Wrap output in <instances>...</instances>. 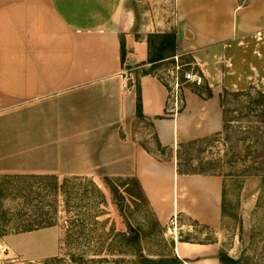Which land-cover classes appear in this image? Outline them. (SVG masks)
Masks as SVG:
<instances>
[{
  "label": "crops",
  "instance_id": "crops-1",
  "mask_svg": "<svg viewBox=\"0 0 264 264\" xmlns=\"http://www.w3.org/2000/svg\"><path fill=\"white\" fill-rule=\"evenodd\" d=\"M172 3V19L153 26L143 19L137 24L127 0H0V176L134 177L161 225L184 215L218 228L222 177L182 171L178 155L185 145L223 129L220 91L211 88L206 96L181 85L175 105L174 90L170 94L155 70L140 69L149 66V34L174 31L173 60L191 55L200 62L207 52L260 34L264 0ZM136 84L144 120L166 157L127 132L136 119ZM49 231L1 239L21 253L26 250L17 239L44 233L53 240ZM173 249L192 264H218L215 243L176 240Z\"/></svg>",
  "mask_w": 264,
  "mask_h": 264
},
{
  "label": "rangeland",
  "instance_id": "rangeland-1",
  "mask_svg": "<svg viewBox=\"0 0 264 264\" xmlns=\"http://www.w3.org/2000/svg\"><path fill=\"white\" fill-rule=\"evenodd\" d=\"M172 2L127 0L138 17L136 23L143 19L153 26L172 19ZM203 58L204 62L191 55L179 61L165 60L155 73L170 94L177 63L182 64L180 86L203 95L211 88L220 91L223 129L185 145L179 152L182 171L222 177L218 228L184 215L161 225L135 182L125 175H57L60 188L54 192L47 190L54 185L53 180L40 183L1 175L0 264H192L194 260L177 256L173 249L176 240L215 243L218 264L220 256L229 257V264H264V31L235 39ZM186 72L195 79L187 81ZM127 132L158 156H168V151L156 146L149 121L136 118ZM64 178L68 180L63 182ZM28 188L33 190L29 197ZM40 208L51 214L54 224L48 227L54 239L34 233L17 239V245L26 251L15 252L1 236L17 234L13 230L32 222Z\"/></svg>",
  "mask_w": 264,
  "mask_h": 264
},
{
  "label": "trees",
  "instance_id": "trees-1",
  "mask_svg": "<svg viewBox=\"0 0 264 264\" xmlns=\"http://www.w3.org/2000/svg\"><path fill=\"white\" fill-rule=\"evenodd\" d=\"M237 4L238 5H245L246 1L241 2V1L237 0ZM147 42H148L150 54H149V57H148V60L146 63H148L149 66L147 68H141L146 63H141L138 65H135L136 68H138V67L141 68L140 69L141 74H148V73L154 72V70L158 67L159 63H161L162 61H165V60L173 59V57L176 55V35H175L174 31L167 32V33L149 34L147 36ZM125 55H126V48H125L124 41L122 39V43H121V60H122V63H124V61H125ZM186 62H188V61H186ZM136 87H137L136 118L137 119H144V116H143L142 110H141V95H140V89H139L138 84H136ZM194 91H196V90H194ZM196 92L199 93L198 91H196ZM210 95H211V91H208L206 93V96H210ZM220 98H221V95H220ZM220 102H221V99H220ZM221 105H222V103H221ZM197 141L198 140H195L192 143H195ZM155 144L158 147V149H161V147L158 144V142L156 141V139H155ZM178 160H179V155H178ZM178 164H179V162H178ZM178 167H179V165H178ZM179 169H180V167H179ZM188 172H191V171H188ZM3 177L11 178V179L12 178H16V179H37L38 182H40V183H42L46 180H53L54 185L52 187L48 188L47 190L54 192V190L59 191V188H60V187H58L59 179L55 175H11V176H3ZM127 178H128V180L135 182V185L138 187V190H139V195L141 197H143V199L146 201L147 205L149 206L148 201L144 195V192H143L141 185L138 182V180L134 177H127ZM67 180H68V178H64L63 182H66ZM45 185L46 184H43V186L45 188H47ZM111 192H112L113 196L116 195V189L115 188L111 189ZM32 193H33V190L28 188V193L26 196L29 197V195ZM36 212H37L36 218L34 220H32V222L24 225L23 227L21 226L19 228H16V230H13L14 233L32 231L35 229L48 227V226H51L54 224V222L52 221L53 219H51V216H50L51 214H50L49 210H45L44 208H40ZM2 215H3V212L0 213V231H1ZM34 215H35V213H34ZM3 232H5V231H3ZM6 233H8V232H6ZM220 262H221V264H229L232 261L227 256H220Z\"/></svg>",
  "mask_w": 264,
  "mask_h": 264
},
{
  "label": "built area",
  "instance_id": "built-area-1",
  "mask_svg": "<svg viewBox=\"0 0 264 264\" xmlns=\"http://www.w3.org/2000/svg\"><path fill=\"white\" fill-rule=\"evenodd\" d=\"M176 58V57H175ZM178 61V60H176ZM182 64H179L177 63L176 64V76H175V79H174V92H173V95H171L173 98H174V104L177 105L178 103V89L180 87V82H179V76H178V72L181 68ZM184 77L187 81L191 80V79H195V75L189 73V72H186L184 74Z\"/></svg>",
  "mask_w": 264,
  "mask_h": 264
}]
</instances>
